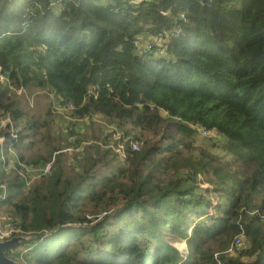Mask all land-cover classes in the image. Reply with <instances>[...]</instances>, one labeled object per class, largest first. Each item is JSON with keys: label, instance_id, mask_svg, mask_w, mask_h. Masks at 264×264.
Segmentation results:
<instances>
[{"label": "trees", "instance_id": "1", "mask_svg": "<svg viewBox=\"0 0 264 264\" xmlns=\"http://www.w3.org/2000/svg\"><path fill=\"white\" fill-rule=\"evenodd\" d=\"M159 34V48L134 46ZM0 74L11 147L35 127L17 129L6 96L36 90L140 144L119 178H97L116 155L92 144L78 173L53 166L27 194L0 179L29 247L18 263L264 264V0H0ZM198 130L225 140V160L193 147Z\"/></svg>", "mask_w": 264, "mask_h": 264}, {"label": "rangeland", "instance_id": "2", "mask_svg": "<svg viewBox=\"0 0 264 264\" xmlns=\"http://www.w3.org/2000/svg\"><path fill=\"white\" fill-rule=\"evenodd\" d=\"M0 84H6V79L1 74ZM6 98L8 102L17 103L18 108L24 115V121L19 123L17 129L21 130L25 121H32L35 131H24L23 135L26 137L23 140H19L18 137L17 143L21 144L20 146L15 147L14 145L11 147L9 145V147L5 146L3 148V156L0 155V179L3 181H6L10 177V174H15L18 164H25L23 161H20V156H23L26 160L35 159L39 156L48 159L49 154H51L50 158L44 162H49L58 157L60 158L59 163L56 164V162H54L55 167L58 166L62 168L65 174L78 173L80 170L75 158H82L81 155L84 149L88 148L87 150H89V146L98 141L92 140L91 136L100 133L103 139L108 133V128L105 127V122L100 117H95L94 122H86L87 124L85 125L82 119L79 121V119L73 118L69 111H62L59 109L57 105H55L56 103H54L56 101L55 98L50 93L37 90L32 92L16 91L11 92V96L9 97V95H7ZM54 108L58 110L56 111ZM127 121L131 122L133 119ZM15 123L16 122H13L8 114H4V110H0V136H4L5 131L10 133V131L16 130ZM125 128L136 134L141 133V129H135L129 124L126 125ZM148 135L149 134L146 132L143 134V136ZM111 144L114 145L112 142ZM224 145L225 140L221 136L213 132L203 135L199 130L193 142V147L211 153L222 160L226 158V155L222 152V147ZM99 147L104 150L103 145ZM113 159L114 160L110 159L108 165H103L101 163L95 168L97 178H119L117 170H119V167L123 168V166L117 159V155ZM3 160H6V165L3 164ZM45 179L46 178L35 181L29 188L22 189V192L27 194L32 186L41 185ZM203 188H207V186L205 185ZM5 191L7 193V189ZM215 201L216 200H214V202ZM9 213L8 208L0 207V214L6 215ZM24 241L26 240L24 239ZM205 246L206 248L217 250V243L209 241ZM21 247V245H18L8 250L6 255L13 252L25 254L29 250V247ZM176 247L182 252L184 258L188 257L184 242L177 243ZM234 253L236 252H231V254Z\"/></svg>", "mask_w": 264, "mask_h": 264}, {"label": "built area", "instance_id": "3", "mask_svg": "<svg viewBox=\"0 0 264 264\" xmlns=\"http://www.w3.org/2000/svg\"><path fill=\"white\" fill-rule=\"evenodd\" d=\"M167 37V36H166ZM164 35H157V36H150L146 38H139L135 40L134 46L136 49H138L141 52H146L148 50L159 48L162 46L163 42L166 38ZM55 105L62 111H69L73 108L66 107L64 105V102L62 100L55 101ZM56 111L58 109L54 108ZM95 117H84L82 118L83 123L86 125L90 121H95ZM80 121V119H79ZM87 122V123H86ZM97 122V121H96ZM105 127L108 128L107 130V142L106 144L101 143H94L96 145H103L104 149H110L115 155H117V159L121 162V165L123 167L127 164V155H128V149L130 152H138L139 146L137 143L130 142L127 138H123L122 134L113 126H109L105 123ZM201 134L207 135L211 132L206 131H200ZM214 133V132H213ZM10 137L7 136H0V155L3 156V148L5 146L9 147L11 145V142L13 140L17 139L16 133L12 130L10 133L8 132ZM111 142L114 144L112 145ZM128 143V144H127ZM83 155V153H82ZM81 155V156H82ZM4 161V160H3ZM55 159H52L51 161L47 162H41L36 165H27V164H18L17 170H15L16 176L21 179L23 184V189L29 188L35 181H38L40 179L47 178L53 169ZM0 189L3 190L2 194L0 195V201L5 200L6 193H5V186L0 183ZM22 234L19 222L16 219H13L9 214H0V242H5L8 240H11L13 238L20 237ZM243 243V237L239 236L237 237L234 242L232 243L230 249L228 250L231 252H236L242 247ZM23 254L13 252L10 253L9 256H7L12 261L17 262L18 259L20 260Z\"/></svg>", "mask_w": 264, "mask_h": 264}, {"label": "water", "instance_id": "4", "mask_svg": "<svg viewBox=\"0 0 264 264\" xmlns=\"http://www.w3.org/2000/svg\"><path fill=\"white\" fill-rule=\"evenodd\" d=\"M24 239L21 237L13 238L11 240L0 242V264H20L18 262L12 261L6 256L8 250L13 249L18 244L23 242Z\"/></svg>", "mask_w": 264, "mask_h": 264}]
</instances>
